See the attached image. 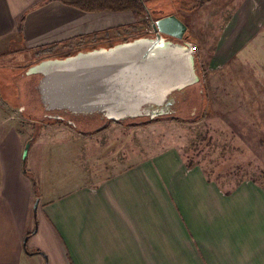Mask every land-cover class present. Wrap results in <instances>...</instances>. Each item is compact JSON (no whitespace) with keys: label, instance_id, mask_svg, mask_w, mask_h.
Segmentation results:
<instances>
[{"label":"crops","instance_id":"obj_1","mask_svg":"<svg viewBox=\"0 0 264 264\" xmlns=\"http://www.w3.org/2000/svg\"><path fill=\"white\" fill-rule=\"evenodd\" d=\"M130 12L0 0V59L34 55L51 43L94 42L113 28L110 36L117 37L136 25ZM262 26L264 0H241L219 29L207 69L228 64ZM11 136L0 138V264H43L38 246L45 264H264V186L258 182L243 179L226 188L171 147L54 196L59 188L40 170L34 214L36 192L20 168V139Z\"/></svg>","mask_w":264,"mask_h":264},{"label":"rangeland","instance_id":"obj_2","mask_svg":"<svg viewBox=\"0 0 264 264\" xmlns=\"http://www.w3.org/2000/svg\"><path fill=\"white\" fill-rule=\"evenodd\" d=\"M145 2L152 19L173 14L182 20L186 35L180 41H190L197 48L195 62L200 82L195 85L201 92L197 111L178 110L154 119L138 117L124 122L101 119L87 125L45 118L35 89L39 75L26 74L28 66L43 58L66 56L153 33L145 16L130 12L136 26L117 37L99 36L94 42L83 40L81 45L56 46L50 53H18L1 58L0 138L7 134L18 136L21 153L25 142L31 140L26 169L35 171L38 184L41 170L43 179L55 190L59 188L53 196L63 189L94 184L171 147L226 188L243 179L264 186V26L228 64L207 69L205 62L219 29L241 0ZM11 141L13 145V136ZM3 145L0 143V149ZM33 204L34 201L32 208ZM26 246L30 250L29 242ZM38 248L45 264L46 255L42 247Z\"/></svg>","mask_w":264,"mask_h":264},{"label":"water","instance_id":"obj_3","mask_svg":"<svg viewBox=\"0 0 264 264\" xmlns=\"http://www.w3.org/2000/svg\"><path fill=\"white\" fill-rule=\"evenodd\" d=\"M150 25L149 35L43 58L28 66L26 74L39 75L35 89L45 118L74 125L64 113L120 122L172 114V93L200 82L195 52L190 41H180L186 25L177 16L150 18ZM30 143L25 142L21 160L36 192L35 214L38 187L26 169Z\"/></svg>","mask_w":264,"mask_h":264},{"label":"trees","instance_id":"obj_4","mask_svg":"<svg viewBox=\"0 0 264 264\" xmlns=\"http://www.w3.org/2000/svg\"><path fill=\"white\" fill-rule=\"evenodd\" d=\"M60 1H63L64 3L70 4L83 11H88V12H92V11H131L133 14L145 16V23L149 24L150 22V17H149V14L147 13L148 7L146 6L145 0H60ZM134 26L136 25L130 24L128 26L129 28L128 31H130ZM116 30H117L116 28H113L112 30L110 29L105 30L104 35H101V36L111 37L110 36L111 32H115ZM123 33L125 32H122V34ZM98 37L99 36L95 35L94 38L98 39ZM56 46H58V43H51L45 46H41L35 49V54L40 55L44 53H50L51 51L54 50V48H56ZM74 52H70V54ZM58 57H62V54L59 55ZM192 164L186 162L187 166H190Z\"/></svg>","mask_w":264,"mask_h":264},{"label":"flooded vegetation","instance_id":"obj_5","mask_svg":"<svg viewBox=\"0 0 264 264\" xmlns=\"http://www.w3.org/2000/svg\"><path fill=\"white\" fill-rule=\"evenodd\" d=\"M200 93H201L200 87L198 88V85L195 84L190 85L183 90L173 92L172 93L174 98V102L172 104L173 112L178 110L187 111L188 109H190L189 110L190 113H194L195 111H197L198 107L196 103L201 97ZM64 115L70 117V119H72L74 122L78 121L80 125L81 124L87 125L89 123L101 120L100 117L94 115L77 116V115H70L68 113H64Z\"/></svg>","mask_w":264,"mask_h":264},{"label":"built area","instance_id":"obj_6","mask_svg":"<svg viewBox=\"0 0 264 264\" xmlns=\"http://www.w3.org/2000/svg\"><path fill=\"white\" fill-rule=\"evenodd\" d=\"M192 48H193L194 52L196 53V51H197L196 46L195 45H192Z\"/></svg>","mask_w":264,"mask_h":264}]
</instances>
